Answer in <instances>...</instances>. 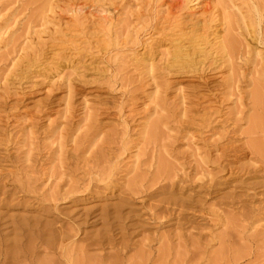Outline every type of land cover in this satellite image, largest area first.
<instances>
[{"label":"rangeland","instance_id":"rangeland-1","mask_svg":"<svg viewBox=\"0 0 264 264\" xmlns=\"http://www.w3.org/2000/svg\"><path fill=\"white\" fill-rule=\"evenodd\" d=\"M54 1L0 0V240L36 247L0 264H66L37 245L69 232L78 264H264V0L258 40L253 0ZM220 19L228 57L171 63L175 26L212 39Z\"/></svg>","mask_w":264,"mask_h":264},{"label":"bare ground","instance_id":"bare-ground-1","mask_svg":"<svg viewBox=\"0 0 264 264\" xmlns=\"http://www.w3.org/2000/svg\"><path fill=\"white\" fill-rule=\"evenodd\" d=\"M48 0H46V6H49V3H51L50 4V6L47 8L46 6V9H49L50 8V10H52L53 8H54V3H53V1L54 0H49V1H51V2H47ZM58 1V0H57ZM73 1H75V4H76V2H77V4H78V1L77 0H73ZM252 1V0H251ZM256 1V0H255ZM55 2V1H54ZM56 4L58 3V2H55ZM67 3V2H66ZM74 3V2H73ZM73 3L71 4L72 6H73ZM250 3H252L251 5V7H252V9H253V11H254V13H255V24H251L253 27V31H252V33H254L255 35H256V40H258V37L261 35V31H260V29H261V23H262V19H263V16H262V14H261V10H260V8H259V6L257 5V3L256 2H254V0L252 1V2H250ZM48 4V5H47ZM206 4V7L204 8V13H206V12H208V9H207V7L209 8V6H212V4L214 5V0H207V3H205ZM54 5V6H53ZM179 6H180V2L179 1H175V2H173L172 4H170L169 5V10H170V12H172V11H174L175 9H177V8H179ZM205 6V5H204ZM214 7V6H213ZM202 8V7H201ZM211 8V7H210ZM43 9V8H42ZM212 9H215V7L214 8H212ZM251 9V10H252ZM44 11V10H43ZM49 11V10H48ZM47 11V12H48ZM70 11L72 12H70L72 15H74L75 17H80V15H82V13H83V11H82V8H81V6L80 5H76V6H74L72 9L70 8ZM82 11V12H81ZM46 11H44V13H45ZM79 12H81V13H79ZM51 13V12H50ZM107 16H108V14H106ZM170 15V14H169ZM169 15H165L166 17L167 16H169ZM203 15V14H202ZM105 16V15H104ZM164 16V17H165ZM174 16V15H173ZM164 17H163V19H164ZM166 17H165V19H166ZM106 18V17H105ZM233 18V17H232ZM80 21H81V17H80V19H79ZM106 20H108V19H105V21ZM84 21V20H83ZM178 21V20H177ZM82 22V21H81ZM179 22V21H178ZM76 23V24H75ZM78 19H76L75 21H74V25H73V27L70 29V33H68L69 35H70V38L68 37V39H63V44L64 43H69L71 46H74L73 48H77L78 46L76 45V37H77V34H75V33H80V31H81V29H82V23H81V27H80V23H78ZM85 23V22H84ZM100 23H102V22H100ZM163 23H164V21H163ZM176 23V22H175ZM227 23L228 22H226V21H224V19H220V28L222 27V29H221V31H216L215 32V34H214V37L212 38V39H210L209 37H207L204 33H197V32H186V31H184L183 29H181V27L180 26H178V29L176 30V27L177 26H175V31H174V28L173 27H171L172 29H173V34H172V36H173V38L171 39V36L169 37L170 39V41L171 42H168L169 43V47H168V49H167V55H169L170 57H171V60H172V62L171 63H174V64H176L178 67H180V68H189L190 69V71L192 70V71H204V68H205V61H206V59L208 58V55L213 51V50H218V51H221V52H223L224 54H225V57L227 56H229L228 55V51H227V49H228V44H230V45H232L231 43H229L228 41H226L225 39H224V35H222L221 34V32H224L226 29H227ZM165 24V23H164ZM72 25V24H71ZM103 25V24H102ZM230 25V24H229ZM250 25V26H251ZM180 27V28H179ZM170 28V29H171ZM199 31V30H198ZM82 32V31H81ZM172 32V31H171ZM83 33V32H82ZM81 33V34H82ZM67 35V34H66ZM65 34H64V37L66 36ZM105 40V39H104ZM103 40V41H104ZM232 40V39H231ZM234 40V39H233ZM236 40V39H235ZM261 40V39H260ZM152 42V41H151ZM233 42H235V41H233ZM238 42V41H237ZM106 43V42H105ZM153 43V42H152ZM167 43V44H168ZM260 43V42H259ZM166 44V45H167ZM68 45V44H67ZM165 45V44H164ZM234 45V44H233ZM236 45V44H235ZM168 46V45H167ZM235 48V47H234ZM163 54V53H162ZM260 54L261 53H259L258 51H256V56H260ZM168 56V57H169ZM210 57V56H209ZM224 57V58H225ZM230 58V57H229ZM152 60V59H151ZM228 60H230V59H228ZM208 61V60H207ZM146 65V64H145ZM147 66V68L150 70V71H152V68H153V64L152 63H149V64H147L146 65ZM179 69V68H178ZM188 71V70H187ZM69 79V78H68ZM261 89V88H260ZM262 90V89H261ZM260 90V91H261ZM258 91V89H256V92ZM255 92V93H256ZM262 92V91H261ZM254 92L252 93L253 95L255 94ZM259 92H257L256 93V95H261V93H259ZM263 94V93H262ZM251 99H253L252 97H251ZM262 99H263V101H264V96L262 95ZM252 104L254 105V102H252ZM255 106H257L256 104L254 105V107ZM258 107V106H257ZM256 109V107L254 108V110ZM259 109V108H258ZM260 110V109H259ZM262 112V111H261ZM256 114V113H255ZM259 114V113H258ZM261 115V114H260ZM259 116V115H258ZM254 120H255V118H254ZM259 124H261V122H259ZM258 123H256V122H254V125H257L256 127H258V125H259ZM264 125V124H263ZM262 125V126H263ZM261 127V126H260ZM260 127H258V128H260ZM263 128V127H262ZM260 130V129H259ZM262 131V130H261ZM250 132L251 131H249V136H251V134H250ZM253 132V131H252ZM253 135V134H252ZM258 135V134H257ZM263 135V134H262ZM254 136H255V133H254ZM251 137H253V136H251ZM257 137V136H256ZM255 137V138H256ZM258 137H260L261 138V135H259ZM257 137V138H258ZM262 138H264V136L262 137ZM262 138H261V141H262ZM250 140H251V142L252 141H254V138H253V140L250 138ZM259 140L260 139H258V141H257V139H256V143H258V145L255 147V145H256V143L255 142H253V144H249V146H250V148H251V145H253V147L255 148V150L257 149V147H258V149L260 148H263V144H264V141L262 142L263 144H260L261 142H259ZM259 145H261L260 147H259ZM248 146V147H249ZM249 148V149H250ZM248 149V150H249ZM258 149H257V152H258ZM259 149V150H260ZM252 150V149H251ZM250 150V151H251ZM254 150V151H255ZM264 150V149H263ZM261 151H262V149H261ZM256 151H255V153H257ZM260 152V151H259ZM251 154H252V151L250 152ZM260 153H263V152H260ZM258 154L259 153H257V157H258ZM254 155V154H253ZM259 156H263V154H261V155H259ZM164 165V164H163ZM4 193V192H3ZM6 194V193H5ZM6 198V197H5ZM4 199V198H3ZM0 202H3V201H1L0 200ZM8 202H10V201H8ZM8 202L6 203V204H8ZM11 204V203H10ZM10 204H8V205H10ZM1 206V205H0ZM106 211V210H105ZM3 214V213H2ZM1 214V215H2ZM102 215V214H101ZM21 218V217H20ZM22 220H20V223L21 224H19V225H21L20 226V228L21 229H23V233H25V231H26V233H27V229L26 228H29L28 227V225H30L29 224V222L28 221H26L24 218H21ZM1 217H0V230L1 229H3V226H2V228H1ZM32 224H34L33 226H35V228H36V226H39V225H36L35 223H34V220H33V223ZM13 225H14V222H13ZM43 225H45V228H46V226L48 227V225L45 223H43ZM54 225H55V223H54ZM53 224H52V226H54ZM49 226H51V224L49 225ZM13 228L15 227V228H17V226H12ZM42 227H44V226H42ZM62 227V226H61ZM13 228H12V230H13ZM35 228L34 227H32V229H34L35 230ZM38 228V227H37ZM57 228V227H56ZM44 229V228H43ZM55 229V228H54ZM61 229V228H60ZM33 230V231H34ZM21 231V230H20ZM37 231V230H36ZM54 231V230H53ZM55 231H58L57 229H55ZM62 232H63V234L65 233L63 230H61ZM14 232H15V230H14ZM23 233L21 232V234L23 235ZM31 232H29V233H27V234H29V236L31 235H33L32 233L30 234ZM37 233V232H36ZM56 233V232H55ZM54 233V234H55ZM70 233V232H69ZM68 233V235L69 236H71V233L69 234ZM40 235V238L42 237V235H43V233L42 232H40L39 233ZM53 233H51V235H52ZM45 235H47V234H45ZM49 236H50V232H49V234H48ZM48 235H47V237H48ZM58 235H60L59 233H58ZM65 235V234H64ZM68 236V238H69V240H67V241H70V239H72V238H70ZM75 235H73L72 237H74ZM24 237H25V235H24ZM43 237H44V235H43ZM46 237V236H45ZM109 237V236H108ZM50 238V239H49ZM45 239V240H44ZM44 239H40V241L38 242V245H37V248L38 247H42V245H46L45 246V249L46 250H48V251H50V249H54V251L55 252H58V254H60V256H61V259H62V257H64V259H65V261H66V264H78L77 262H76V259H74V255L73 254H71V252L69 251V243H66L65 242V240L64 239H62V240H60V239H56V236L55 235H52V237H48V239L47 238H44ZM102 239H103V236H102ZM101 239V240H102ZM110 239V241H111V239H113L112 237L111 238H109ZM108 239V240H109ZM56 240H60V241H57V245L55 244V246H53L54 245V243H55V241ZM99 240V243H100V238L98 239ZM98 240H96V241H98ZM106 240H107V238H106ZM107 240V241H108ZM74 241V240H73ZM104 241V240H103ZM103 241H101V242H103ZM109 241V242H110ZM72 242V241H71ZM93 242H95L94 240H93ZM92 242V243H93ZM36 244H37V242H35ZM34 243V245H36ZM72 243H74V242H72ZM96 243V242H95ZM98 243V244H99ZM28 244V243H27ZM27 244H25L26 246H27ZM94 244V243H93ZM123 244V243H122ZM19 245H20V243H19ZM71 245V244H70ZM91 245V244H90ZM96 245H97V243H96ZM96 245L94 244V246L96 247ZM101 245L102 244H100V247H101ZM0 257H2L3 259H5V261L10 257V256H13V257H11L12 259H14V261L15 262H18V261H20L21 259L23 260H25V259H28V257L30 258L29 260L31 261V260H33L34 259V257L35 256H33V254H34V252L36 251V247L35 246H33V244L32 245H29L30 246V248H29V246L27 247V249L26 248H24V251H23V253H25L26 252V254L24 255V254H22V253H20L19 255L18 254H16V252H14V250L13 251H9L8 249H4L2 246V240H0ZM21 246V245H20ZM32 246H33V248H32ZM57 246V247H56ZM92 248H93V246H91ZM95 247H94V249H95ZM104 247V246H103ZM103 247H101V248H103ZM31 248H32V250H31ZM43 248V247H42ZM41 248V249H42ZM84 248V247H83ZM100 248V249H101ZM15 249H16V247H15ZM21 249V248H20ZM35 249V251H33ZM97 249H98V247H97ZM27 250V251H26ZM59 250V251H58ZM81 250H83V249H81ZM32 251V252H31ZM39 251V250H38ZM41 251V254L43 253H45V252H42V251H44L43 249L42 250H40ZM53 251V250H52ZM95 251V250H94ZM102 251H103V249H102ZM54 252V253H55ZM28 253V254H27ZM52 253V252H51ZM24 255V256H20V255ZM100 254V253H99ZM53 255H55V254H53ZM98 254H96V256H97ZM36 256H38V254L36 255ZM40 256V255H39ZM44 256V255H43ZM42 256V257H43ZM47 256V255H46ZM45 256V257H46ZM95 256V255H94ZM94 256H92L90 259L92 260L93 259V257ZM110 256V255H109ZM108 256V258H110ZM114 256V255H113ZM24 257V258H23ZM41 257V258H42ZM52 257V256H51ZM81 257V256H80ZM84 257V256H83ZM100 257H102V255L100 256ZM99 257V255H98V258H100ZM244 257V256H243ZM36 258V257H35ZM44 258V257H43ZM60 258V257H59ZM103 258H105V257H103ZM115 258V257H114ZM147 258V257H146ZM193 258V257H192ZM37 259H39V262H40V264H53V260H52V258L50 259V260H48L47 259V261H44L43 262V260H41L40 258H38L37 257ZM89 259V260H90ZM102 259V258H101ZM110 259H112V258H110ZM117 259V258H116ZM241 259V258H240ZM244 259V258H243ZM8 260H11V259H8ZM57 260V259H56ZM94 260H95V258H94ZM100 260V259H99ZM108 261H109V259H107ZM106 260V261H107ZM147 260V259H146ZM2 261V259H0V262ZM4 261V262H5ZM12 262H14L13 260H11ZM96 264H98V263H100V261H98L97 260V258H96ZM140 261V260H139ZM33 262V261H32ZM38 262V263H39ZM110 262H112V260L110 261ZM116 263L118 262V261H115ZM137 262V261H136ZM90 263H91V261H90ZM93 263H95V261L93 262ZM92 263V264H93ZM106 263H108V262H105V264ZM56 264H57V261H56ZM84 264V263H83ZM89 264V263H88ZM101 264V263H100ZM103 264V263H102ZM109 264V263H108ZM113 264V263H112ZM115 264V263H114ZM120 264V263H119ZM135 264V263H134ZM144 264V263H143ZM146 264V263H145Z\"/></svg>","mask_w":264,"mask_h":264}]
</instances>
